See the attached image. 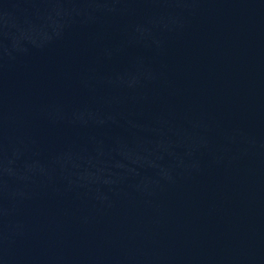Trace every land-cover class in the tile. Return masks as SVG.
<instances>
[{"label": "water", "instance_id": "water-1", "mask_svg": "<svg viewBox=\"0 0 264 264\" xmlns=\"http://www.w3.org/2000/svg\"><path fill=\"white\" fill-rule=\"evenodd\" d=\"M0 264H264V0H103Z\"/></svg>", "mask_w": 264, "mask_h": 264}]
</instances>
